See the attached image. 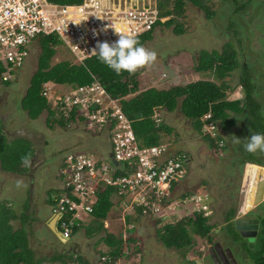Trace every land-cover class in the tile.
I'll return each mask as SVG.
<instances>
[{
  "label": "rangeland",
  "instance_id": "1",
  "mask_svg": "<svg viewBox=\"0 0 264 264\" xmlns=\"http://www.w3.org/2000/svg\"><path fill=\"white\" fill-rule=\"evenodd\" d=\"M157 1L122 0V3H126L128 7L132 5L135 8L153 9L158 12ZM208 7L213 11L211 16L207 15L206 10L187 0L181 12L160 18V21L164 22L174 17L176 22L183 24L185 31L176 34L173 31L174 24L153 27L152 38L143 46L155 50L157 60L151 66L138 70L142 88L183 85L199 79L216 81L211 72L196 70L199 53L202 50L221 51L222 46L229 41L237 52L239 66L226 77L230 86L227 98L235 100L244 97L240 79L245 67L248 69L250 82L255 85L253 94L259 104L260 113L264 116V0H211ZM113 27L114 31H127L126 23L123 26V23L117 22ZM114 36L112 42L118 40L115 32ZM55 48L52 64L62 59L77 62L66 45L59 44ZM38 53L39 47L36 46L30 61L21 69L16 79L9 83L0 82L1 129L6 131L7 140L16 137L27 139L32 142L34 150L26 173L7 172L0 166V203L4 202L14 209L17 217L10 223L14 229L23 225L35 258L42 259L39 264H78V255L87 258L90 264H97L100 250L107 247L99 240L105 232L86 236L83 225L91 216H87L86 211L82 210L81 217L83 220L86 218L85 221L69 241L62 243L48 227L52 206H49L47 196L54 193L55 189L61 191L63 177L59 169L66 152L78 149L94 157L106 156L109 141L104 137L106 132L99 133L87 129L81 118L79 121L68 119L64 126L59 125V119L66 116L58 112L55 104L61 94L69 91V85L48 82L51 86L46 98L50 109L55 112L52 111L53 114L43 109L38 116L31 118L28 110L22 108V98L36 69ZM75 112L81 115L78 111ZM229 115L235 120L233 124L228 128H222L218 124L216 127L217 133L223 137V145H226L225 151L221 152L214 151L209 141L194 130L191 121L182 113L180 103L173 111L163 110L161 116V121L173 128L171 134L164 136L163 142L176 144L178 148L175 146L174 149L183 151L188 160L185 165V177L170 190L168 197L173 200H186L185 197L197 192L205 193L212 211L210 222L214 223L216 228L223 225L224 211L228 206L234 205L235 202L237 204L241 199V191L245 188L242 182L249 172L248 166L256 163L247 158V155L252 154L264 162V152L249 153L244 150L245 139L254 134L249 132L245 115L231 111ZM234 137L241 139V144H235ZM178 208L177 205L176 209ZM23 212L28 215L24 221L20 218ZM125 212H134L129 203L126 206L115 204L103 222L105 231L115 234L122 231ZM182 213L187 214L188 211L176 214L174 212L163 219L158 214H141L132 222L133 230L122 233L124 236L130 234L140 246L131 252L128 259L119 260L120 264H194L192 251L202 247L201 253L204 257V248L208 241L200 240L197 235L192 236V240L195 239L192 248L166 247L159 240L157 229L182 219ZM212 236L215 240L224 242L223 232L219 234L218 230ZM56 253L63 254L65 262L52 261L50 257Z\"/></svg>",
  "mask_w": 264,
  "mask_h": 264
},
{
  "label": "built area",
  "instance_id": "2",
  "mask_svg": "<svg viewBox=\"0 0 264 264\" xmlns=\"http://www.w3.org/2000/svg\"><path fill=\"white\" fill-rule=\"evenodd\" d=\"M157 18V11L128 7L122 0H82L76 4L0 0V81L17 77L38 47L40 36H56L77 61H81L92 56L90 53L98 42L113 43L114 23L120 22L123 26L126 23L128 34H140L152 29ZM50 86L48 82L44 84L45 97ZM69 88L59 96L55 108L66 117L72 110L78 111L81 115L74 116L79 119L73 120L83 119L86 128L93 132H106L104 137L109 144L106 156L96 158L74 149L66 152L61 160L63 192L52 207V214L64 238L69 239L85 221L86 218L81 217L82 210L90 216L100 184L115 187V201L118 199L124 206L129 203L132 211L134 207H141L142 214H158L163 219L181 206L191 212L207 211L200 194L185 197L186 200L168 197L170 190L185 177L188 160L183 151L165 142L142 145L119 101L110 99L98 82ZM209 116L207 113L204 118ZM155 117L156 121H161L160 113ZM204 128L214 134L215 124L210 122ZM217 143L222 146L223 140ZM97 264L120 262L100 256Z\"/></svg>",
  "mask_w": 264,
  "mask_h": 264
},
{
  "label": "trees",
  "instance_id": "3",
  "mask_svg": "<svg viewBox=\"0 0 264 264\" xmlns=\"http://www.w3.org/2000/svg\"><path fill=\"white\" fill-rule=\"evenodd\" d=\"M61 4H76L82 0H49ZM187 0H158V18L155 25L164 24L166 26L174 24L173 31L181 34L185 31L183 24L176 22L174 17L161 22L160 18L181 12L184 2ZM193 5L206 10L211 16L213 11L208 7L211 0H188ZM152 29L137 34L140 43L143 45L152 38ZM39 53L37 55V66L29 79V85L25 96L22 98V108L28 110L31 118H35L43 110L47 109L49 114H53L50 104L43 95L44 84L53 82L60 85H90L98 82L110 99H117L123 112L131 120L133 131L142 145H155L163 142L164 136L171 134L173 128L163 121H156L155 114L160 111H173L178 103L184 116L188 118L194 130L209 141V145L214 151H225L226 145L219 146L218 141L223 137L217 133V124L222 128H228L234 123L229 112L244 114L250 133H264V116L260 113L259 104L255 100L253 88L255 85L250 82L248 69L244 67L240 79L243 87L244 97L242 99L231 100L227 98V90L230 88L226 77L230 72L239 66L237 52L231 42H226L221 51L202 50L199 53V60L195 66L197 71L211 72L215 80L199 79L183 85H171L168 87L149 86L142 88L138 71L135 74L122 72L117 75L113 70L101 63L97 56H90L81 61L72 62L69 59H62L54 64L51 59L56 53V46L62 42L54 35L40 36L38 38ZM6 81L4 83H9ZM132 94L131 96H129ZM180 101V102H179ZM53 111V112H52ZM75 110H72L68 117L59 119V125L64 126L68 119H79L75 117ZM209 113L210 116L204 118ZM210 122H214V134L204 128ZM20 143V144H19ZM32 142L16 137L7 140L4 131L0 126V166L3 170L13 173H26L29 166L22 163V157L33 155ZM252 161L260 164L252 154L247 155ZM244 160V159H243ZM118 174V173H116ZM70 189V188H69ZM69 189H65L70 193ZM62 190L55 189L49 203L52 206L58 202L62 195ZM97 202L94 204L91 218L83 225L86 236L90 237L104 231L100 236V241L105 243L106 249L100 250V256L110 258L112 262L123 261L131 256V252L138 249L137 240L130 234L124 236L122 231L115 234L105 231L103 225L107 218V213L115 204H119L113 186L98 185ZM70 196V194H68ZM27 202L25 209H27ZM138 215L144 211L141 207H134ZM25 212L20 214L24 221L27 218ZM17 217L15 211L4 202L0 203V264H39L42 259L35 258V252L29 246L27 232L23 225L19 229H14L10 223ZM131 212L125 213V225L128 233L131 220H135ZM209 217L202 213L193 211L189 217L178 219L174 223L164 224L157 229L159 240L166 247L182 248L191 247L192 236L198 235L212 241L210 235L214 223H208ZM23 224V223H22ZM52 261L60 260L65 262L63 254L56 253L51 256ZM78 264H90V261L81 255L76 257Z\"/></svg>",
  "mask_w": 264,
  "mask_h": 264
},
{
  "label": "flooded vegetation",
  "instance_id": "4",
  "mask_svg": "<svg viewBox=\"0 0 264 264\" xmlns=\"http://www.w3.org/2000/svg\"><path fill=\"white\" fill-rule=\"evenodd\" d=\"M248 169L249 172L242 182L245 188L241 191L240 201L228 206L227 210L224 211L223 225L219 228H213L212 231V234L217 233L218 230L219 233L223 232L224 234V242H220L226 251L225 256L222 255L225 260L224 264H264V164L254 163L250 167L248 166ZM254 177L259 182L254 183ZM197 194L203 197V202L207 205V211L204 213L209 217L212 211L209 208L206 194L201 191ZM52 195L48 194L47 196L49 206H52L48 201ZM182 208L183 206L180 207V209ZM52 216L54 215L52 214ZM55 225L57 229V219ZM212 239V241L206 239L208 245L204 248V257L201 253L203 247L192 251L194 264H196L195 261L198 257L203 264H214L209 253V247L218 240H215L213 236ZM194 243L195 239L192 240L189 248H192Z\"/></svg>",
  "mask_w": 264,
  "mask_h": 264
},
{
  "label": "clouds",
  "instance_id": "5",
  "mask_svg": "<svg viewBox=\"0 0 264 264\" xmlns=\"http://www.w3.org/2000/svg\"><path fill=\"white\" fill-rule=\"evenodd\" d=\"M115 33L118 35V40L111 44L107 41L98 42L90 55L97 56L101 63L113 70L117 75L122 72L135 74L138 70L151 66L157 60V52L144 47L140 43L137 34H126L118 30H115ZM233 142L241 144L242 141L234 137ZM243 147L249 153L264 152V133H254L247 137ZM21 159L25 166L30 165L31 159L29 155ZM256 182L259 181L254 177V183Z\"/></svg>",
  "mask_w": 264,
  "mask_h": 264
},
{
  "label": "water",
  "instance_id": "6",
  "mask_svg": "<svg viewBox=\"0 0 264 264\" xmlns=\"http://www.w3.org/2000/svg\"><path fill=\"white\" fill-rule=\"evenodd\" d=\"M116 163V161H114ZM56 216H51L48 227L54 233V235L62 242L65 243L68 239L64 238L59 230L56 229L55 221ZM209 253L212 258L214 264H224L225 260L223 259L222 255L225 256L226 251H224L221 243L216 241L209 247ZM196 264H203L202 260L197 259L195 261Z\"/></svg>",
  "mask_w": 264,
  "mask_h": 264
},
{
  "label": "crops",
  "instance_id": "7",
  "mask_svg": "<svg viewBox=\"0 0 264 264\" xmlns=\"http://www.w3.org/2000/svg\"><path fill=\"white\" fill-rule=\"evenodd\" d=\"M159 113H160V116H162V111H160ZM161 120H162V117H161ZM4 133H5V135H7L6 131H4ZM97 135H98V134H97ZM170 145H171V147H172L173 149H174V147L176 146V144H170ZM176 148H178V147L176 146ZM180 151H181V150H180ZM176 208H177V207H176ZM184 211H188V213H187V214H186V213H182L181 215H183V217H181V218L189 217V216L192 214V212H193V211L191 212V211H189V210H187V209H184V208H182V209L179 208L178 211H175V214H176V213H179V212H184ZM197 212L202 213L204 216H207V217H208V215H206V213H204V211H197ZM125 213H126V212H125ZM125 213H124V215H123V222H125ZM172 214H173V213H172ZM140 215H141V214H140ZM140 215H138L137 212L135 213V210H134V212L132 213V216H133L134 218H136V219H135V220H131V224H132L133 221L135 222V221L138 219V217H139ZM177 220H178V219H177ZM177 220H176V221H177ZM208 223H211L210 220H208ZM131 224L129 225L130 228H132V227H131ZM124 225H125V223H124ZM123 227H124V228H123L124 231H123V229H122V233L125 232V231L127 230V227H128V226H123ZM130 228H129V229H130ZM212 231H213V229H212ZM212 231H211V233H210L211 237H212ZM117 233H119V231H118ZM219 234H221V232H220ZM157 236H158V235H157ZM197 236H198V235H197ZM71 237H72V236H71ZM71 237H70V238H71ZM198 238H199L200 240H203V239H204V241H206V239H207V238H205V237L202 238V237H200V236H198ZM137 244H138L137 246H138V248H139L140 245H139L138 242H137Z\"/></svg>",
  "mask_w": 264,
  "mask_h": 264
}]
</instances>
